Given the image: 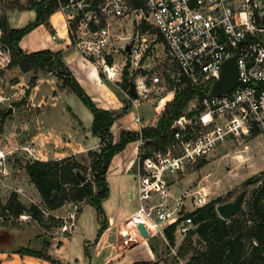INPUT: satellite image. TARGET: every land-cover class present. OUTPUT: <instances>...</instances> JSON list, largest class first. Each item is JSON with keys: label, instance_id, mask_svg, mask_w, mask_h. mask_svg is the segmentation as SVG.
I'll use <instances>...</instances> for the list:
<instances>
[{"label": "built area", "instance_id": "2783aa9c", "mask_svg": "<svg viewBox=\"0 0 264 264\" xmlns=\"http://www.w3.org/2000/svg\"><path fill=\"white\" fill-rule=\"evenodd\" d=\"M56 1L71 46L100 62L107 76L120 80L125 70L129 74L144 71L128 80L134 82L137 91V98L128 96V104L137 106L143 91L206 88L205 94L195 99L198 114L190 118L182 113L172 122V140L164 150H151L145 155L140 139L135 174L136 227L142 223L148 235L155 231L164 237L166 228L175 225L174 233L182 239L196 226L189 213L207 202L205 193L197 189L184 195L191 196V209L186 210L185 197L173 202L164 172L198 162L210 149L245 136L258 138L264 150V0ZM120 20H129L132 28L120 50L122 62L116 65L111 51L116 40L112 29ZM233 56L240 83L221 95H211L223 62ZM152 57L162 61L167 78L150 73L146 61ZM147 101L156 105L150 98ZM136 119L140 121L138 116ZM17 148L0 146V178L9 174L8 158ZM22 148L39 159L32 148ZM62 218L61 230L71 231L75 214Z\"/></svg>", "mask_w": 264, "mask_h": 264}, {"label": "crops", "instance_id": "0c3cea01", "mask_svg": "<svg viewBox=\"0 0 264 264\" xmlns=\"http://www.w3.org/2000/svg\"><path fill=\"white\" fill-rule=\"evenodd\" d=\"M32 10L35 12V9ZM19 11V9L9 10L7 15L9 24L11 16L15 21L19 18ZM55 12L49 16L48 20ZM35 16L36 13L34 18ZM48 20L45 24L48 23ZM60 31L68 33L66 23L59 30L53 31L51 38L59 40L57 35ZM20 44L21 42H19ZM59 44L62 45L63 42ZM63 46L61 48L63 53H60L61 58L63 57L62 60L64 59L63 62L65 61L66 66L97 107L107 110L111 108V106L100 102L94 96L92 88L95 85L105 89V85L110 84L126 97V100L124 99L120 105L121 109H134L135 115L131 119L137 125L134 130L126 128L127 123H118L117 120L113 122L110 131L114 143L117 142L116 132L118 130L139 133L145 123H152L160 115L163 106L153 116L143 120L139 110L141 102L137 106L128 104V96L130 95L121 87L119 79L109 77L104 72L105 75L101 76V70L97 62L72 47L70 38ZM31 72H22L21 76V78L35 76L36 81L30 88L29 95L25 98V106L31 111L30 120L23 113L17 115L21 126L16 136V140L19 141L17 146L19 145V148H32L39 155L40 160L60 159L73 155L79 162L89 166L84 158L85 156L89 157L88 151L96 150L100 142V138L91 132L92 113H90L84 126L78 112L79 107L76 106L77 110H73L74 103L77 105L71 97L73 92L66 87H62L61 82L51 72L41 70L37 73ZM40 86H43L41 95H39ZM137 116L140 121H137ZM140 145V139L129 141L124 149L111 158L106 172L109 195L102 201V207L107 218V227L99 239H96L100 225L99 218L97 212L92 213L89 208L91 207L90 204L67 202L54 210L47 209L39 192L30 182L25 168H23L24 178L28 183L27 187L31 188L33 193V203L41 207L45 215L67 218L70 213H74V227L71 231H62L60 227L40 226L34 220L31 223V228L23 227L17 231L18 237H20L19 241L11 236L12 244H0V264H166L164 261L159 260V252L151 238L143 236L142 240L146 246V253L140 254V249L135 246L134 240L123 242V235L120 236L117 231L109 232L112 226L116 224H125L128 228L131 227L132 231L135 227L134 229L138 231L135 215L138 208L135 174L138 167ZM9 148H14V146L10 145ZM15 190L21 191L24 190V187L18 185V189ZM19 199L24 202L20 196ZM75 205H77L76 210ZM108 232V240L103 242ZM73 236L75 240L72 242ZM44 242L48 243L44 252L56 263L43 257L19 252L21 248L40 252L43 250ZM85 250L88 251V256H86Z\"/></svg>", "mask_w": 264, "mask_h": 264}, {"label": "trees", "instance_id": "16d2710c", "mask_svg": "<svg viewBox=\"0 0 264 264\" xmlns=\"http://www.w3.org/2000/svg\"><path fill=\"white\" fill-rule=\"evenodd\" d=\"M56 0H27L23 4L20 0H7L6 10L35 9L34 20L22 27L14 28L8 23L6 17L2 18L3 31L0 40L9 51L7 67L18 66L22 72L39 70L53 73L60 81L61 86L68 88L89 108L93 115L91 132L100 139H105V145L99 150H89V166L79 162L73 155L60 159L40 160L26 162L24 168L29 180L39 192L44 206L54 210L67 202H85L93 206L99 218V229L96 239L107 227V218L102 207V201L109 195L106 172L111 158L121 151L132 140L144 141L145 155L151 150H164L171 142L173 130L172 122L179 117L187 103L194 95L202 96L206 88L187 86L176 92L174 97L165 103L162 113L152 121L151 126L143 127L139 133L122 132L120 141L113 142L110 128L118 115L114 111L97 107L80 85L69 68L63 62L60 52L42 49L34 52H25L19 45L21 38L34 27L46 23L49 16L57 9ZM111 61L108 60V63ZM102 76V73H101ZM128 72L123 73L120 85L128 89ZM36 77L32 76L29 86H33ZM202 161L199 166L202 165ZM80 171L86 178L81 181L76 172ZM259 177H250L245 187L254 186ZM228 199L217 197L196 207L189 215L196 225L185 236L179 252L185 254L194 250L188 264H260L264 261V184L252 189L246 200V215H233L229 219L221 218L216 205ZM22 214L29 215L43 227H60L62 217L44 215L38 205L32 203L24 205L15 191L11 192L3 203L0 199V216L17 218ZM175 225L165 230L169 243H173ZM197 235L202 249H196L192 244V235ZM47 242L43 243V250L35 252L21 248L19 252L27 253L53 261L45 252ZM86 256L88 251L85 250Z\"/></svg>", "mask_w": 264, "mask_h": 264}, {"label": "rangeland", "instance_id": "374dc122", "mask_svg": "<svg viewBox=\"0 0 264 264\" xmlns=\"http://www.w3.org/2000/svg\"><path fill=\"white\" fill-rule=\"evenodd\" d=\"M6 1L7 0H0V35L3 31L1 26L2 18H7L9 12V10L5 9ZM20 2L27 4V0H20ZM34 15L35 12L32 9L20 10L18 15L19 18L15 21V19L11 16L9 25L14 28L22 27L29 20H32ZM64 24L65 18L63 13L56 9V12L52 15L50 20H48L47 24L43 23L37 25L22 37L20 41L21 48L28 53L42 49L60 51V53H63L61 48L64 47V43L68 38H70L69 34L67 32L60 31L57 35L59 40H53L51 38V33L62 28ZM131 28L132 26L129 20H120L113 23L112 32L116 40L112 44L111 51L114 55L113 62L116 65L122 62L123 56L121 55L120 50L122 45L127 41V36L130 33ZM60 42H63V44L60 45ZM93 60L99 65L102 75H105L103 73L102 64L95 59ZM8 61L9 51L2 40H0V146L10 147V145H12V147H18L19 145L17 146V143H19V141L16 140V136L21 126L17 115L18 113H23L25 117L30 120L31 111L25 106V98L30 92L31 86H29V81L32 76L21 78L22 72L18 66L7 67L6 65ZM146 63H148L151 67V74L156 73L164 77V65L159 58L152 57L147 60ZM31 73L35 72L32 71ZM143 73L144 71L142 69L132 71L131 74L128 73L127 78L129 79L132 77V79H136ZM122 80L123 77L119 81L122 82ZM46 86H48V84H46ZM92 89L94 96L98 98L100 102L111 106L109 110L118 114L115 121L117 120L118 123H127L126 128L130 130H134L136 128L137 125L131 121L135 115L134 109H121L120 105L124 99L126 100V97L123 96L117 88L109 84L105 85V89H101L95 85ZM42 92L43 86H40L39 95H41ZM175 94L176 92L170 90V87L143 91L138 99V101L141 102L139 104V110L143 120L153 116L162 106L164 108L165 103L170 101ZM196 96L197 95H194L187 101L182 112L185 114L187 113L190 118H194V116H196L199 112V110H197L198 107L195 108L194 106ZM71 97L77 104L75 105L74 103V109H72L77 110L76 106L79 107L78 112L81 116V121L85 126L91 112L89 108L79 99V97L76 96V94L72 93ZM147 98H150L152 101L154 100V103L157 104L148 103ZM9 108H11V112H7ZM163 108L160 114L162 113ZM151 125L154 124L147 122L144 127ZM124 131L126 130H118L116 132L117 142L120 141L121 134ZM258 142V138L253 139L248 136L241 138L239 141H228L223 145H219L216 149H210L207 151L205 156L198 162L187 163L177 171H165L163 175L164 181L170 191L173 202L176 203L180 197H185L184 195L187 194L190 195L189 193H193L197 189H202V192L205 193V199L207 202L217 197L232 199L236 193L245 187L244 184L248 178L259 177L257 184L249 186V193L246 198L247 200L253 188L257 185L264 184V150H262ZM105 143V139H100L99 146L96 150L99 151ZM17 149L18 150H14V154L8 158L9 174L6 177L0 178V199L4 203L11 192L15 191L18 198L20 196L24 200L22 203L29 206L33 203L34 197L31 188L27 187L28 183L24 178L23 168L26 162L33 161L34 158L23 150V148L18 147ZM84 160L86 164L90 162V158L87 156H85ZM201 161L203 163L199 166ZM18 185L24 187V190H15L18 189ZM189 197L191 196H186L184 198L186 202V210L191 209V206L188 204ZM246 200L244 207L247 209ZM89 208L92 210V213L96 212L92 206ZM34 220L35 219H32L27 214H22L17 218H12L11 216H0V244H12V237L14 239L17 238V241H19L20 237H18L17 231L23 227L31 228V223ZM134 228L132 231L131 227L128 228L125 224H116L112 226L109 232L117 231L120 236L123 235V242L134 240L135 246L140 249V254H145L146 246L142 240L143 234L136 231ZM109 232L103 239V242L108 240ZM174 232V242L171 244L165 235L163 237L161 233H155V231H151L148 237L151 238L159 252V260L164 261L166 264H188V261L194 254V250L185 254L180 253L181 251L179 252V249L186 235L181 239L179 236L176 237V233ZM191 237L193 241L192 245L196 249H202L203 244L200 243L197 235L195 234ZM74 240L75 237L73 236L72 242ZM113 240L115 239L113 238Z\"/></svg>", "mask_w": 264, "mask_h": 264}, {"label": "water", "instance_id": "95a60500", "mask_svg": "<svg viewBox=\"0 0 264 264\" xmlns=\"http://www.w3.org/2000/svg\"><path fill=\"white\" fill-rule=\"evenodd\" d=\"M126 49L129 51L130 45H127ZM238 83H240V80L238 76L236 58L233 56L223 62L221 66L220 77L215 81L211 90V95H221L232 89ZM127 93L132 98H137V91L133 81H129ZM7 112H11V108H9ZM76 175L81 181H84L86 178L80 171H77ZM248 193L249 186L241 189L232 199H228L225 202L217 204L216 211L218 215L223 219H229L233 215H246L247 212L246 208L244 207V203ZM137 228L144 237H148V232L142 223H139Z\"/></svg>", "mask_w": 264, "mask_h": 264}]
</instances>
